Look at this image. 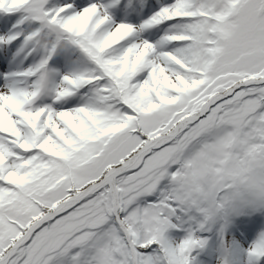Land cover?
<instances>
[{
  "label": "snow or ice",
  "instance_id": "obj_1",
  "mask_svg": "<svg viewBox=\"0 0 264 264\" xmlns=\"http://www.w3.org/2000/svg\"><path fill=\"white\" fill-rule=\"evenodd\" d=\"M0 264H264V0H0Z\"/></svg>",
  "mask_w": 264,
  "mask_h": 264
}]
</instances>
